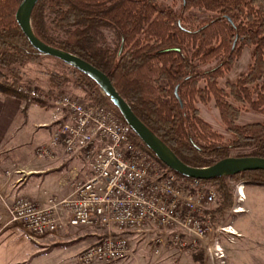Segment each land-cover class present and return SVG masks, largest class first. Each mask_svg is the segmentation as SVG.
I'll list each match as a JSON object with an SVG mask.
<instances>
[{
	"label": "trees",
	"instance_id": "16d2710c",
	"mask_svg": "<svg viewBox=\"0 0 264 264\" xmlns=\"http://www.w3.org/2000/svg\"><path fill=\"white\" fill-rule=\"evenodd\" d=\"M22 1L0 0L1 95L22 100L18 86L35 84L39 95L53 101L65 96L70 84L84 93L86 107L100 106L120 117L90 78L30 45L15 20ZM191 10L212 17L198 20L186 15ZM31 28L44 44L104 73L136 117L184 164L209 167L239 150L247 153L234 157L264 159V122L239 124L237 107L264 115V0H181L179 12L164 10L155 0H40ZM101 30L114 32V48L105 43ZM244 47L252 49L248 71L220 88L219 81ZM166 49L170 51L161 52ZM44 61L60 64L69 78L43 68ZM214 62L216 66L203 70ZM212 101L229 139L201 118L197 103ZM134 143L154 157L136 136ZM204 183L217 194L208 214L214 225L233 206L229 184L264 185V171ZM192 257L203 261L202 255Z\"/></svg>",
	"mask_w": 264,
	"mask_h": 264
},
{
	"label": "built area",
	"instance_id": "2783aa9c",
	"mask_svg": "<svg viewBox=\"0 0 264 264\" xmlns=\"http://www.w3.org/2000/svg\"><path fill=\"white\" fill-rule=\"evenodd\" d=\"M17 92L23 109L37 101L49 104L52 120L57 123L48 142L35 149L36 158L77 156L88 170L85 179L73 177L69 195L49 196L43 206L25 198L6 206L9 223L19 225L27 240L38 244L43 237L59 231H100L98 241L82 250L76 263L109 264L131 254L125 233L149 228L171 233L174 249L185 254L203 249L212 264L218 260L222 264L223 251L216 238L209 240L212 224L204 216L217 198L212 188L166 170L149 152L135 145L132 129L106 108L86 107L69 95L46 101L30 85L18 86ZM241 189H237L233 215L246 211L241 206L245 200ZM229 228L217 225L215 237L224 234L232 240L234 235L239 236L228 233ZM163 242L157 237L155 247L163 246Z\"/></svg>",
	"mask_w": 264,
	"mask_h": 264
},
{
	"label": "rangeland",
	"instance_id": "374dc122",
	"mask_svg": "<svg viewBox=\"0 0 264 264\" xmlns=\"http://www.w3.org/2000/svg\"><path fill=\"white\" fill-rule=\"evenodd\" d=\"M155 1L157 5L164 10L172 9L174 12H179L181 9V0ZM186 15L195 16L198 20L204 21L212 17L207 13L196 10H191ZM101 32L105 43L109 47L114 48L117 44L114 32L110 30H101ZM251 56L252 49L244 47L241 50L239 56L235 58L230 71L222 80L219 81V87L224 88L226 82L234 83L241 75H244L248 71L249 64L251 63ZM216 64L217 63L214 62L204 67L203 70L210 69L216 66ZM43 68L49 69L50 71H55L59 75H64L65 77L69 78L67 70L56 62L44 61ZM41 80L47 81V78ZM21 85H30L32 87H35L36 89L38 88V86L35 84L23 83ZM203 85V83H200L201 87ZM63 91H65L64 95L75 96L80 101L85 96L81 90L74 88L70 84H68L65 90ZM41 97L45 99L43 96ZM15 100L17 101L19 99L4 97L0 93V105H3L5 109L20 110L18 112L19 116L15 118L12 125L10 124L11 126L9 125L7 135L10 137L8 138V141H10L9 143H12V141H14L12 140V138H14L12 129L14 128V126H17L21 123L19 125V133L16 134V137L19 138V141L23 140L24 144L27 143V147L25 148V152L27 153L28 151H30V148H33V146H37L38 144L49 140L47 130L33 128V122L34 120H48L50 113L48 109H43L42 106L46 105V103L44 102H42V104L38 106H36L38 104V102H36V104H33L32 106L27 108V112H25V109H23L21 105L22 101L16 102ZM197 107L200 111L201 118L207 123H209L212 126L213 130L223 135L225 139L230 138L229 135L225 132L224 126L220 121L218 111L215 108L213 101L210 103H205L204 105L197 103ZM237 107L241 110L239 124L243 125L264 122V115L255 112L254 110H251L246 106L237 105ZM32 110L35 112H32ZM19 151L21 152L22 150L14 149L11 152V156L18 154ZM246 153L247 151L245 150H239L237 152H232L231 157H234L236 155H245ZM58 176L60 177L62 175L59 173ZM243 185L245 184H229L230 192L233 195V206L235 205L236 201L237 189L239 187H242L245 191L247 189L246 187H249L248 189H250L251 194L250 200H252L253 204V206L252 204H250V211L242 215H233L231 208L222 219L218 220L217 223H215L214 225L212 224V232L208 236L211 242L214 240V238L218 240L224 255V258L221 259V261H223L222 264H264V185L246 184L245 188L243 187ZM207 186L215 191L212 186L208 184ZM250 186H252L253 189L250 188ZM215 203L204 213V216L206 215V217L209 218L208 214L212 213V211L214 210ZM219 224L222 226L230 225L232 228H234L236 233H240V235H234L233 237H231L232 240L228 239V236L224 234H218V236L215 237V230L217 225ZM78 234L79 236L84 237V240L86 241L84 247L87 248L98 241L99 234H101V232L91 229H82L80 232H78ZM124 235L129 240L131 254L135 253L140 256H143L144 258L152 257L156 260V264H212L207 258L208 256L206 254V251H204L203 249L195 253L197 255H202V262L194 260L192 257L193 254H185L177 249H174L170 242V237L172 236L171 233H163L146 228L141 232H133L127 234L125 233ZM157 237L163 238L164 241L163 246L159 248L155 247L154 244ZM215 264H221L220 260H218Z\"/></svg>",
	"mask_w": 264,
	"mask_h": 264
},
{
	"label": "crops",
	"instance_id": "0c3cea01",
	"mask_svg": "<svg viewBox=\"0 0 264 264\" xmlns=\"http://www.w3.org/2000/svg\"><path fill=\"white\" fill-rule=\"evenodd\" d=\"M19 101L21 100L16 102ZM38 105L40 104L36 106ZM42 107L48 109L49 118L46 121L34 120L33 128L47 130L50 139L57 123L52 120L49 104ZM19 111L5 109L0 105V264H77L76 256L85 249L86 243L84 237L78 234L82 229H73L68 233L59 231L43 237L38 244H34L26 239L19 225L9 223L6 206L16 199L25 198L43 206L49 196L69 195L72 192L73 177L75 180H81L88 176L86 166L77 156L53 160L36 158L35 149L47 143L48 138L46 142L33 146L29 153H26L27 143L24 144L23 140L19 141L16 137L21 123L12 129L14 141L11 140L12 143H9L10 136L7 135V131L9 125H12L19 116ZM14 149L22 151L11 156ZM59 173L62 176L59 177ZM245 186L246 184L243 185L244 188ZM252 186L250 188L253 189ZM247 189L240 190L245 196L241 206L246 210L240 215L249 212L252 204L250 189L248 191ZM109 264H156V260L132 253L125 259Z\"/></svg>",
	"mask_w": 264,
	"mask_h": 264
},
{
	"label": "water",
	"instance_id": "95a60500",
	"mask_svg": "<svg viewBox=\"0 0 264 264\" xmlns=\"http://www.w3.org/2000/svg\"><path fill=\"white\" fill-rule=\"evenodd\" d=\"M40 0H23L19 5L15 20L30 45L40 54L55 58L63 64L72 67L88 78L99 88L117 109L121 119L132 129L143 145L169 170L190 179L211 181L217 178H228L247 171H264V159L258 157H229L212 166L193 168L184 164L176 155L133 113L130 106L118 94L109 78L100 70L86 61L62 50L50 47L35 37L31 28V14ZM169 49L161 52H168ZM177 95V91H175Z\"/></svg>",
	"mask_w": 264,
	"mask_h": 264
},
{
	"label": "bare ground",
	"instance_id": "6f19581e",
	"mask_svg": "<svg viewBox=\"0 0 264 264\" xmlns=\"http://www.w3.org/2000/svg\"><path fill=\"white\" fill-rule=\"evenodd\" d=\"M227 232L230 233V234H235V231H234V229L232 227L227 229Z\"/></svg>",
	"mask_w": 264,
	"mask_h": 264
}]
</instances>
